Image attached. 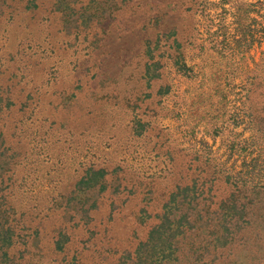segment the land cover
<instances>
[{
    "label": "rangeland",
    "instance_id": "1",
    "mask_svg": "<svg viewBox=\"0 0 264 264\" xmlns=\"http://www.w3.org/2000/svg\"><path fill=\"white\" fill-rule=\"evenodd\" d=\"M36 1L0 0V264H264V0Z\"/></svg>",
    "mask_w": 264,
    "mask_h": 264
},
{
    "label": "trees",
    "instance_id": "2",
    "mask_svg": "<svg viewBox=\"0 0 264 264\" xmlns=\"http://www.w3.org/2000/svg\"><path fill=\"white\" fill-rule=\"evenodd\" d=\"M34 2L36 1V0H33ZM35 5H37V6H39V4H38V1H36L35 2ZM8 100V101H7ZM4 99L3 97H1V95H0V108H1V111H4L5 109H9L10 108V106H12V105H14V101L11 99V98H9V99ZM2 135H3V131H2ZM3 147H4V150L5 149H9L8 148V146L6 145V143H4L3 144ZM14 153H15V151H13ZM98 172V171H97ZM166 216H167V214H166ZM168 217V216H167ZM159 225H161V224H159L158 223V226ZM10 230L11 229V227H9V228H7V230ZM12 230V229H11ZM12 232V231H11ZM11 232H9V231H7V234L10 236V233ZM9 240H11L12 242V244H13V240L12 239H9Z\"/></svg>",
    "mask_w": 264,
    "mask_h": 264
}]
</instances>
